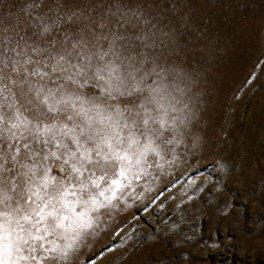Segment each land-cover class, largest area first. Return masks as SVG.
Wrapping results in <instances>:
<instances>
[{
    "label": "rangeland",
    "instance_id": "1",
    "mask_svg": "<svg viewBox=\"0 0 264 264\" xmlns=\"http://www.w3.org/2000/svg\"><path fill=\"white\" fill-rule=\"evenodd\" d=\"M0 264H264V0H0Z\"/></svg>",
    "mask_w": 264,
    "mask_h": 264
},
{
    "label": "snow or ice",
    "instance_id": "2",
    "mask_svg": "<svg viewBox=\"0 0 264 264\" xmlns=\"http://www.w3.org/2000/svg\"><path fill=\"white\" fill-rule=\"evenodd\" d=\"M130 143H131V141H130ZM97 155H100V153H97ZM102 159H104V157H102ZM75 170V169H74Z\"/></svg>",
    "mask_w": 264,
    "mask_h": 264
}]
</instances>
